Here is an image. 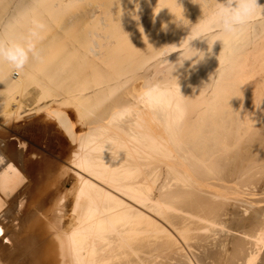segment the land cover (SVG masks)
<instances>
[{
  "label": "bare ground",
  "instance_id": "obj_1",
  "mask_svg": "<svg viewBox=\"0 0 264 264\" xmlns=\"http://www.w3.org/2000/svg\"><path fill=\"white\" fill-rule=\"evenodd\" d=\"M258 2L223 46L192 0L1 1L0 40L32 34L42 58L0 65V122L43 112L70 163L51 179L0 136V264H261L264 185L230 167L264 120Z\"/></svg>",
  "mask_w": 264,
  "mask_h": 264
},
{
  "label": "rangeland",
  "instance_id": "obj_2",
  "mask_svg": "<svg viewBox=\"0 0 264 264\" xmlns=\"http://www.w3.org/2000/svg\"><path fill=\"white\" fill-rule=\"evenodd\" d=\"M1 1H3V0H0V4H1ZM22 5H23V3L21 2V3L17 4L16 6H17V8H19ZM4 9H5V7H4ZM20 9H21V7H20ZM20 9H16V10H20ZM0 31H4V28L2 26H1ZM0 34H2V32ZM20 35H23V34L20 33ZM45 35H47V33ZM256 45L253 47L254 48L253 51L255 50V48H258L257 49L258 53L263 54L264 53V50H263L264 49V46H263L262 42L261 43L260 42L258 43V47H256ZM254 54L255 53H253V54L251 53V55H254ZM245 56L248 57L249 54H247ZM257 66L258 65H256V67ZM260 68L261 69H258L257 68L258 70H256V72L252 74V76H254V77H251L250 82L248 81L249 82L248 84L250 86H252V85L254 86V89H253L254 91L251 89L250 92H252V93L255 92V87H256V89L258 88L259 91H260L259 92L260 94L259 93L256 94L257 93L256 92V93H254V95H252V94L247 95V96H250L251 95L252 96V97L250 96L251 98H253V96H255L254 98L258 102H256V100H254V99H252V100H254L257 104H259V102L262 104V102L264 101L263 100L264 99V97H263L264 92L262 91V90H264V69H262V68H264V67L262 66ZM244 90H246V89H243L241 91L242 93H244V95H245V93L249 92V91H246L245 92ZM242 93H239V94H241V97L243 95ZM244 95H243L244 98H242V101L247 98ZM256 96H257V98H256ZM241 97H239L240 98L239 100H241ZM260 98H261V101L259 100ZM247 99L249 100L250 98H247ZM70 111L71 110H69V112ZM41 113L42 114H37V115L35 114L34 116L30 115V116L26 117V119L24 117L23 119H19L17 121L15 120L16 122L15 121L12 122L13 124L11 126H5V124L3 126L2 125L3 123L0 122V124L2 125L0 127H2V129L5 128V127H7L6 128L7 131L5 129L2 130L0 128V136L2 135L1 137H3V139H4V137H6L7 134L8 135L15 134V135L19 136L17 139L24 140L26 142L28 141L27 144L30 145L31 148H33V151H36V153H39V158L37 157V159H40V163L43 160L45 162H47L46 163V169L47 170L46 169L45 170L46 171H49L51 169L50 172H49V174L51 172L54 174V173H57L58 170H60L61 168L63 169V167L65 165H68V168H69V163L70 162H67L68 161L67 158H69V157L66 156V153L63 154V152H62V150L67 151V149L69 147V143H68L67 138L58 129V127L55 124V122L53 120H51V118L48 119L49 117L47 118V116H45L46 114L44 115L43 112H41ZM4 134H6V135L4 136ZM248 135H250V136H248L247 139H246L247 140V144H246L247 146L246 145L244 146L245 150H244V148L241 147V150L239 149V151L238 150L235 151V152H237L236 153V157L238 156V158H237V161H236V159H235L236 157H235V154H234V157L235 158L232 157L233 160L231 161L233 163V165H230V167H231V169H234L236 171L238 169H239L238 171H242L241 169L244 168V167L250 169V168H252L251 166H253L251 172L254 171V169L256 168L255 171H254V173H252L253 175H251L252 177L254 176L253 183L255 182V183L258 184L257 186H259V185L261 186V185H264V120L261 119V121H260V119H258L257 120V123L255 124L254 127H252V131ZM17 139H13L10 143H12L13 145H15L16 142H17L16 141ZM0 141H1L0 142V146L2 145L1 147H3L5 145V142H4V145H3L2 144L3 143L2 139H0ZM19 147H18V144H17V149H18L19 152H21V150H20ZM58 149H60V150H58ZM236 149H237V147H236ZM59 151H61V152H59ZM29 154H31V152H29ZM24 156L20 158L19 165H22L21 167H23V169H24V167H25L24 164L25 165L27 164V167L29 168V171H31L33 166H32V164L30 162H27V163L24 162L25 160H27V155L25 154ZM29 158L31 160H33V161H37L36 156L34 158L33 154H31V156H29ZM30 159H28V161ZM234 159H235V161H234ZM44 161H43V165L45 163ZM226 161H224V164H225ZM227 162H230V160H228ZM40 163L35 168H33L32 172H35L36 169H37V167H41V164ZM49 166H51V167H49ZM243 171L246 172L245 168L243 169ZM71 172H70V174H71V177L70 178L71 179L76 178V175L75 176H74V174L72 175ZM251 172H249V173L251 174ZM38 173H40V172H38ZM50 175L51 176H49V177H51V179H53L52 177H54V175H52V174H50ZM72 176H74V177H72ZM251 176H249V177H251ZM52 184H53V182H52ZM65 185L67 186V188H70L72 186L71 184H68V183H66ZM261 215H263V214L261 213ZM259 218H262V217L259 215ZM6 220L8 221V224H7V221H5V223H6L5 225L6 226H9L10 220H12V218L9 217V219L6 218ZM227 243H229V242H226V244ZM221 244H219L220 247H221ZM221 249L224 250L223 245H222ZM230 249L232 251H234L233 250L234 249L233 247H231ZM232 251H230L228 253L231 254ZM222 252H224L223 254H225V250L222 251ZM223 254H221V255H223ZM263 255H264V252H263ZM263 255H262V257H263ZM223 257L222 258L220 257V258L223 260ZM262 262L264 264V259L260 261L261 264H262Z\"/></svg>",
  "mask_w": 264,
  "mask_h": 264
},
{
  "label": "clouds",
  "instance_id": "obj_3",
  "mask_svg": "<svg viewBox=\"0 0 264 264\" xmlns=\"http://www.w3.org/2000/svg\"><path fill=\"white\" fill-rule=\"evenodd\" d=\"M192 3L200 5L203 11L205 8L212 9L214 34L220 37L216 41H222L223 46L244 30L252 15L260 8L258 0H215V3L211 0H192ZM41 58L32 34L20 42L0 40V65H7L17 74L31 61H39ZM182 66L183 63L179 61L175 71Z\"/></svg>",
  "mask_w": 264,
  "mask_h": 264
},
{
  "label": "snow or ice",
  "instance_id": "obj_4",
  "mask_svg": "<svg viewBox=\"0 0 264 264\" xmlns=\"http://www.w3.org/2000/svg\"><path fill=\"white\" fill-rule=\"evenodd\" d=\"M0 234H2V231H0Z\"/></svg>",
  "mask_w": 264,
  "mask_h": 264
}]
</instances>
